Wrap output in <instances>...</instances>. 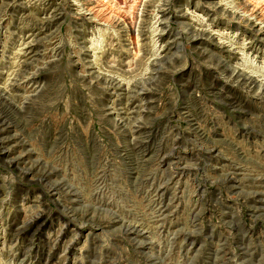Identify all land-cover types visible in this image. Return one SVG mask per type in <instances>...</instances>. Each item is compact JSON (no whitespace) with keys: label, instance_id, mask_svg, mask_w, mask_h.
<instances>
[{"label":"rangeland","instance_id":"1","mask_svg":"<svg viewBox=\"0 0 264 264\" xmlns=\"http://www.w3.org/2000/svg\"><path fill=\"white\" fill-rule=\"evenodd\" d=\"M0 94V264H264V0H0Z\"/></svg>","mask_w":264,"mask_h":264},{"label":"bare ground","instance_id":"2","mask_svg":"<svg viewBox=\"0 0 264 264\" xmlns=\"http://www.w3.org/2000/svg\"><path fill=\"white\" fill-rule=\"evenodd\" d=\"M246 78V77H245ZM248 80V78H246ZM250 79V78H249ZM0 98H1V94H0Z\"/></svg>","mask_w":264,"mask_h":264}]
</instances>
